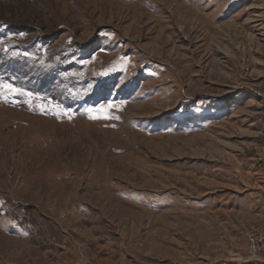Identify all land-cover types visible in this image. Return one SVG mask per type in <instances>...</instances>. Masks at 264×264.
I'll return each instance as SVG.
<instances>
[{"label": "rangeland", "instance_id": "obj_1", "mask_svg": "<svg viewBox=\"0 0 264 264\" xmlns=\"http://www.w3.org/2000/svg\"><path fill=\"white\" fill-rule=\"evenodd\" d=\"M0 264H264V0H0Z\"/></svg>", "mask_w": 264, "mask_h": 264}, {"label": "snow or ice", "instance_id": "obj_2", "mask_svg": "<svg viewBox=\"0 0 264 264\" xmlns=\"http://www.w3.org/2000/svg\"><path fill=\"white\" fill-rule=\"evenodd\" d=\"M0 89H5V90L10 91V92L17 91L16 89H13L10 85H0ZM0 94H2V93H0Z\"/></svg>", "mask_w": 264, "mask_h": 264}]
</instances>
